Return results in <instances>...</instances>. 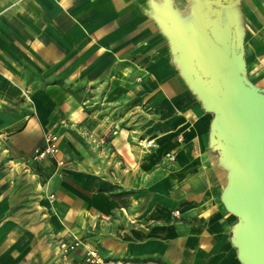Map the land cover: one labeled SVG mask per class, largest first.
Masks as SVG:
<instances>
[{
	"label": "crops",
	"instance_id": "1",
	"mask_svg": "<svg viewBox=\"0 0 264 264\" xmlns=\"http://www.w3.org/2000/svg\"><path fill=\"white\" fill-rule=\"evenodd\" d=\"M190 4L0 0V264H85L57 251L71 237L115 264H242L214 115L170 31ZM231 10L264 88V0ZM45 132L66 166L32 161Z\"/></svg>",
	"mask_w": 264,
	"mask_h": 264
},
{
	"label": "water",
	"instance_id": "2",
	"mask_svg": "<svg viewBox=\"0 0 264 264\" xmlns=\"http://www.w3.org/2000/svg\"><path fill=\"white\" fill-rule=\"evenodd\" d=\"M237 2L191 0L186 18L172 11L168 20L184 75L214 115L211 143L229 169L223 203L238 219V258L264 264V88L246 77Z\"/></svg>",
	"mask_w": 264,
	"mask_h": 264
},
{
	"label": "built area",
	"instance_id": "3",
	"mask_svg": "<svg viewBox=\"0 0 264 264\" xmlns=\"http://www.w3.org/2000/svg\"><path fill=\"white\" fill-rule=\"evenodd\" d=\"M152 145L151 140H145L144 146ZM59 154V136L52 132H45L43 135V143L34 148L31 159L34 162H41L46 159H53L57 167H64L68 163L64 158L58 157ZM169 160H174V155L168 156ZM53 195H51L52 197ZM178 214L179 211L174 212ZM84 249L83 260L85 264H115L112 260L104 258L96 248L87 246L86 243L78 237L69 239H60L56 244V249L62 257H67L78 248ZM127 264H142L127 262Z\"/></svg>",
	"mask_w": 264,
	"mask_h": 264
}]
</instances>
